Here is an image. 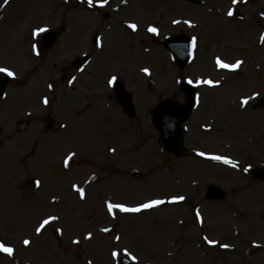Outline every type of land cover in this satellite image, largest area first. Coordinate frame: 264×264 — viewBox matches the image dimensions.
<instances>
[{"label": "rangeland", "instance_id": "rangeland-1", "mask_svg": "<svg viewBox=\"0 0 264 264\" xmlns=\"http://www.w3.org/2000/svg\"><path fill=\"white\" fill-rule=\"evenodd\" d=\"M68 1L13 0L10 7L0 9V23L13 22L16 37L14 58L4 56L7 47L0 48V67L15 76L0 100V243L12 247L14 254L0 255V264H118L124 251L135 257L136 264H264V182L251 176L255 168L264 170V109L255 104L264 97V43L260 41L264 0L236 4L205 0L199 7L180 0H126L133 5L130 8L141 11L112 15L107 7L106 12H98L122 31L129 48L140 43L152 52L147 58L158 60L152 63L148 82L137 76L143 65L140 54L132 50L125 59L131 63L122 80L132 95L133 118L121 112L114 91L105 85L110 74L119 78L118 58L101 56V72L95 77L93 62L80 75L71 68L73 58L89 50L93 53L88 38L102 31L94 28L99 17L89 14L85 5ZM118 1L111 3L116 7ZM229 8L243 20L229 17ZM173 20L181 23L171 27ZM121 21L135 22L138 32L128 33ZM148 26L158 30L156 38L145 32ZM38 28L64 32L53 48L43 51L42 32L32 34ZM108 34V42L117 48L119 34ZM168 35L196 37L193 58L183 68L175 66L162 46ZM33 45L37 55L32 54ZM194 56L203 60L204 67ZM120 57H127L126 51ZM217 57L228 64L242 63L234 71L218 69ZM71 75H76L75 83L65 84ZM92 78L98 87L90 82ZM203 80L216 87L196 84ZM183 81L198 87L201 109L185 123V154L175 157L161 147L148 112L165 97L182 103L179 84ZM44 99L47 105L41 103ZM86 108L92 112L88 118L90 110L75 116ZM47 119L53 124L51 130L45 128ZM200 125L209 127L202 132L206 135ZM139 149L141 157L130 155ZM197 152L221 156L236 167L206 161ZM49 155L55 158L47 160ZM65 158H69L67 167ZM34 180H40V188ZM73 185L84 191L83 200ZM210 185L223 189L221 200H204ZM179 196L184 197L180 203H164L140 213L114 209L109 216L105 207L106 203L136 207ZM197 214L201 223L196 222ZM53 215L58 219L36 236L38 221ZM57 227L61 236L55 234ZM101 227L110 232L101 233ZM88 233L92 239L84 240ZM24 238L32 241L28 248L21 243ZM73 239L80 243L72 244ZM222 244L228 247L221 248ZM111 251L118 253L115 261L110 259Z\"/></svg>", "mask_w": 264, "mask_h": 264}, {"label": "snow or ice", "instance_id": "snow-or-ice-1", "mask_svg": "<svg viewBox=\"0 0 264 264\" xmlns=\"http://www.w3.org/2000/svg\"><path fill=\"white\" fill-rule=\"evenodd\" d=\"M65 2H67V0H65ZM84 3H86L89 7H92L93 6V0H83ZM125 0H121V3H124ZM232 4H236L238 2V0H231ZM240 3H246L247 0H239ZM8 3V0H4V4H7ZM108 3V0H103L102 3H97L95 6L97 8H104L105 5ZM232 9L229 8L228 11H227V15L229 17L232 16ZM262 19H264V14H262L261 16ZM181 21L179 20H173L172 21V24L173 25H176V24H180ZM184 24H186L188 27H194L193 24H191L188 20H185L183 21ZM126 27L128 29H130L132 32H136L137 31V25L136 24H133V23H129L126 25ZM46 29L44 28H38L36 30L33 31V36L35 37L36 35H38L39 33L41 32H45ZM146 31L151 34V35H156L157 34V29L155 27H152V26H148ZM260 41L262 43H264V33H261L260 34ZM196 44V37H192V45L195 46ZM96 47L99 49L102 47V44H101V39L99 37L96 38ZM32 54L33 55H37V50H36V47L35 45H33L32 47ZM216 67L218 69H225V70H229V71H234L236 70L240 64L242 63V61L240 60H237L235 63L233 64H228V63H224L221 61V59L219 57H217L214 61ZM141 71L144 73V75H149V70L147 68H142ZM0 73H3L5 76L9 77V78H15L14 76V73L9 70L8 68H4V67H0ZM116 77H111L108 79L107 83H108V86L109 87H112L114 81H115ZM75 80V77H73L72 79L68 80V84L71 85L73 83V81ZM177 83H179V81H177ZM187 83L191 84L192 81H187ZM204 84V85H207L208 87H216V84H214L212 81L210 80H203V81H197L196 84L199 85V84ZM51 85H49V89L51 90ZM41 103H43L44 105H47L48 101L47 99H44L41 101ZM247 103V101H241V106L245 105ZM114 151V149H109V152H112ZM197 156H201L205 159H209V160H212V161H217V162H220V163H223V164H226V165H230L231 167L235 168L236 165L226 159V158H223L221 156H205L204 153L202 152H197L196 153ZM70 158V157H69ZM69 158H65L64 160V165L65 167L68 166V163H69ZM245 172L248 171L247 168L244 169ZM33 184L36 188H40L41 187V182L40 180H34L33 181ZM72 189L74 192H77L79 193V196H80V199L83 200L85 198V194H84V191L80 188H78L76 185H73L72 186ZM184 200V197L183 196H179V197H173L171 200H168V201H164V200H160V199H154V200H150L149 202L147 203H141L139 204L138 206L136 207H127L123 204H114V203H106L105 204V207L107 209V213L109 216H112L113 214V210L116 209L118 210L119 212L121 213H140L141 211H146V210H149V209H152V208H155L159 205H162L164 203H173V204H176V203H180L181 201ZM58 219L57 216H48L47 218H43L41 220L38 221V224L37 226L34 227V232L36 234V236H40L42 234V230H44L46 228V226L50 225L51 223H53L54 221H56ZM196 222L197 223H201V218L199 216V214H197L196 216ZM99 231L101 233H108L110 232V229L107 228V227H101L99 229ZM55 234L57 236H61L62 235V229L60 227H57L55 229ZM84 240H91L92 239V234L91 233H88L86 235H84L83 237ZM205 243L209 244L210 246H215V242L214 241H211V240H208L207 238H203ZM120 240V237L119 236H116L114 238V242H118ZM22 245L24 246V248H28L32 241L31 239L29 238H24L22 239L21 241ZM72 244H79L80 241L78 240H75L73 239L71 241ZM221 248H227L228 246L226 244H222L220 245ZM254 247H258V245H254ZM0 253L4 254L5 256L11 258L14 254V249L10 246H5V244L3 243H0ZM123 255L125 257H127L129 260L132 261V264H136V259L134 256H132L128 251H124ZM118 257V253L116 251H111L110 252V259L112 261H115ZM88 264H92L91 261H88Z\"/></svg>", "mask_w": 264, "mask_h": 264}, {"label": "water", "instance_id": "water-1", "mask_svg": "<svg viewBox=\"0 0 264 264\" xmlns=\"http://www.w3.org/2000/svg\"><path fill=\"white\" fill-rule=\"evenodd\" d=\"M192 2L194 4H202L203 0H185ZM55 37V33H51L48 37H45L47 40V45L46 47L50 46L53 43ZM166 46L172 51L173 55L175 56L176 61L180 64L183 65L190 53V40H181L180 38H173L169 39L166 42ZM6 80L0 81V95L3 92L4 86H5ZM186 93H187V102L185 108L178 112H172L168 111L167 106H163L162 110L160 113H156L154 111V122L157 127L161 129L163 132L162 135V142L164 147L174 153H178L180 151V129L179 126L176 125L177 120L180 116H183L185 112L187 113L189 109L192 106V96L193 92L190 89L185 88ZM124 100V105L126 106L127 109L129 108L128 104V98H123ZM264 179V177H261ZM213 195L217 197H221V194L219 191L213 192ZM127 264V263H123Z\"/></svg>", "mask_w": 264, "mask_h": 264}, {"label": "bare ground", "instance_id": "bare-ground-1", "mask_svg": "<svg viewBox=\"0 0 264 264\" xmlns=\"http://www.w3.org/2000/svg\"><path fill=\"white\" fill-rule=\"evenodd\" d=\"M1 1V0H0ZM8 19H12L11 17H9ZM10 29H11V22H7V23H4L2 25H0V48L2 49H5L8 45H9V41L8 40H11V38H9L10 36L9 33H10ZM15 50L13 53H11V55H15ZM197 60L201 62V66H203V60L201 58H199L198 56H194V60ZM52 160L53 159V155L52 156H48L47 160ZM0 255L2 256H5L3 255L2 253H0ZM6 257V256H5Z\"/></svg>", "mask_w": 264, "mask_h": 264}]
</instances>
